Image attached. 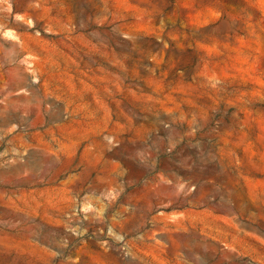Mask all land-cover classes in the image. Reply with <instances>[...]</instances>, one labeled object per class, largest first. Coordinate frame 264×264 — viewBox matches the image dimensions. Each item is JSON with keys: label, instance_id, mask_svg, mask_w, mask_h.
<instances>
[{"label": "rangeland", "instance_id": "374dc122", "mask_svg": "<svg viewBox=\"0 0 264 264\" xmlns=\"http://www.w3.org/2000/svg\"><path fill=\"white\" fill-rule=\"evenodd\" d=\"M0 264H264V0H0Z\"/></svg>", "mask_w": 264, "mask_h": 264}, {"label": "bare ground", "instance_id": "6f19581e", "mask_svg": "<svg viewBox=\"0 0 264 264\" xmlns=\"http://www.w3.org/2000/svg\"><path fill=\"white\" fill-rule=\"evenodd\" d=\"M252 28H253V27L250 26V29H252ZM247 189H248V191H249L251 194H255L254 189H253L250 185H247Z\"/></svg>", "mask_w": 264, "mask_h": 264}]
</instances>
